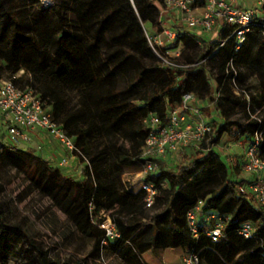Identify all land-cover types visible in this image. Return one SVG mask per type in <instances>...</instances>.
<instances>
[{
	"label": "trees",
	"instance_id": "1",
	"mask_svg": "<svg viewBox=\"0 0 264 264\" xmlns=\"http://www.w3.org/2000/svg\"><path fill=\"white\" fill-rule=\"evenodd\" d=\"M39 1L0 0V77L6 71L17 87L40 95L51 119L73 138L84 178L64 176L11 141L1 143L0 167H12L40 196L53 200L92 241L96 257L149 264L144 252L181 247L185 255L197 256V264H264V208L237 191L250 179L237 178L243 160L228 164L215 150L224 135L244 148L259 134L257 152L264 158L262 28L252 24L239 45L230 36L234 26L225 23L218 40L178 31L174 46H181L180 52L169 57L168 47L153 42L163 29L158 7L163 0H56L50 7ZM155 50L175 65L163 62ZM251 76L254 93L248 88ZM186 93L207 101L200 108L213 112L207 121L211 130L190 144L194 152L176 150L181 153L174 167L158 165L146 175L156 189L146 207L145 191H135L122 175L138 171L137 161L144 160V119L153 114L166 124ZM198 201L193 233L186 216ZM10 212L0 203V241L10 233L28 237L20 225L8 224ZM106 215L118 237L108 238L100 227ZM218 217L222 234L214 240L207 232ZM245 222L253 226L249 237L239 232ZM38 254V264H84L51 258L47 251ZM0 264H6L1 256Z\"/></svg>",
	"mask_w": 264,
	"mask_h": 264
},
{
	"label": "built area",
	"instance_id": "2",
	"mask_svg": "<svg viewBox=\"0 0 264 264\" xmlns=\"http://www.w3.org/2000/svg\"><path fill=\"white\" fill-rule=\"evenodd\" d=\"M42 2L50 4V1L47 0H42ZM158 5L161 13L165 10L178 9L182 15L181 19L186 25L197 27L206 33H210L214 29L218 20L232 25L234 27L230 36L236 37L238 45L244 41L245 33L250 30L252 24L259 25L262 28V34H264V0H255V6L252 8L237 6L226 0H163ZM198 9H201L200 13L196 12ZM177 34L178 31L172 27H163L161 33L153 37V42L162 45V39L159 37L164 36L169 40H174ZM148 40L152 44L149 37ZM156 53L163 62L175 65L157 51ZM19 75L20 73H16L15 77ZM192 99V94L186 93L181 104L169 111L166 124H161L159 118L153 114L144 119L148 133L140 155L144 160L137 161L141 165L137 173L140 178L139 188L145 191L146 207L153 203L156 189L150 181L145 180V177L157 171L156 160L181 147L198 144L211 130V125L203 119L201 108L191 104ZM188 114L195 118L189 120ZM0 124L6 125L7 135L5 136L9 141H27L29 133L45 130L57 138L74 157H77L73 138L67 136L63 129L51 119L49 111L43 107L40 95L30 87L21 89L11 79L3 77H0ZM260 142L261 135L256 134L253 141L244 147L242 169L250 173L251 177L248 182L239 184L236 188L239 193L249 194L256 206L264 208V158H261L257 152ZM228 159L229 161L233 160L232 157ZM67 163L66 159L59 162L61 165ZM201 205L202 202L198 201L187 212V222L193 233L197 231L196 221ZM210 217H214V215ZM107 218L101 222L100 227L105 229L108 238L118 237L119 233L115 226L110 218ZM221 227L222 221L218 217L214 222L213 229L209 230L207 234L216 240L222 234ZM239 232L244 237H249L253 233V226L249 222H245ZM197 261V256L194 253L182 258V264H197Z\"/></svg>",
	"mask_w": 264,
	"mask_h": 264
},
{
	"label": "rangeland",
	"instance_id": "3",
	"mask_svg": "<svg viewBox=\"0 0 264 264\" xmlns=\"http://www.w3.org/2000/svg\"><path fill=\"white\" fill-rule=\"evenodd\" d=\"M47 1H50V4H44L42 0L39 2L42 7H50L56 3V0ZM249 3L251 4L249 6L254 7L253 1ZM214 31L215 28L208 34L211 40L215 39ZM159 38L162 39L161 46L168 47L165 52L167 56L173 57L179 54L181 46H174V40H169L164 36ZM18 73L20 75L23 74V70H20ZM6 74L7 72L3 71L1 76L7 78ZM248 85V88L254 93L256 91L255 77H249ZM191 102L196 107H200L201 105L194 98ZM202 116L205 121L211 120L213 112L208 108L204 109ZM187 118L192 120L195 117L188 114ZM2 134L7 135V127L5 124H0V137ZM28 136L29 139L27 141L11 142L20 149L29 150L48 160L50 165L57 167L64 176L76 180L84 178V163L78 157H74L57 138H54L45 130H42L41 134L29 133ZM8 141L6 136H4V140L0 138V150L3 147L1 143H8ZM243 149L239 141H228L226 135L215 146V150L228 164L235 160L241 162L243 160ZM182 151L192 153L195 151V147L194 145H188ZM180 153L181 151L169 152L164 157L158 158L157 160L159 161L157 163L158 165L174 167L180 161ZM229 157H232L233 160L229 161ZM62 159H66L68 163L64 165L59 164ZM138 177V173L134 168L127 170L122 175V178L128 185L129 183L136 182ZM250 177V173L241 169V173L237 178L248 180ZM0 185L2 186L0 203L6 210L11 211L7 215V219L10 222L8 224L20 225L28 234V237H24L21 234L10 233L9 237L0 241V256L6 264H38V253L41 251H47L51 258H70L77 263L123 264L119 259L109 254H103L100 257L92 255V241L82 236L74 228L64 213L54 206L53 200L40 196L33 186L29 187L24 176L16 172L12 167H0ZM103 216L104 214H101V217ZM107 219L106 215L105 220ZM21 221L24 223H11ZM93 221L99 223L97 218H94ZM27 226L30 227V230L26 229ZM147 257H152L157 264H163L161 256L155 255L151 251L146 255ZM183 257H181L180 264H182Z\"/></svg>",
	"mask_w": 264,
	"mask_h": 264
},
{
	"label": "crops",
	"instance_id": "4",
	"mask_svg": "<svg viewBox=\"0 0 264 264\" xmlns=\"http://www.w3.org/2000/svg\"><path fill=\"white\" fill-rule=\"evenodd\" d=\"M226 1L232 2L234 5H237V6H243V7H248V8H252L251 6H249V5H251L249 2L253 1V4L255 6V0H226ZM158 7H159V5H158ZM196 12L200 13L201 9H198ZM181 16L182 15L178 9L165 10L164 13L163 12L161 13L162 27H172L173 29H175L177 31L190 33V34L194 35L195 38L198 40H200L201 38H208L209 33L203 32L202 30H200L197 27H190V26L186 25L182 21ZM223 24H224V22L222 20H218L215 23V26H214V28H215V31H214L215 39H218L220 37ZM199 30H200V32H199ZM198 102L201 104L200 106H204V105L206 106L207 105V101H204V102L198 101ZM191 104H192V102H191ZM33 132L41 134V131L36 130ZM139 180H140V178L138 177V180L136 182L132 183L134 185L135 191H137L139 189ZM148 252L149 251H146L142 254L145 261L148 262L149 264H157L156 261L152 257L146 258V255L148 254ZM154 254L161 256V260H162L163 264H180L181 257L185 255V251L181 247L164 248V249H161L157 253H154Z\"/></svg>",
	"mask_w": 264,
	"mask_h": 264
}]
</instances>
